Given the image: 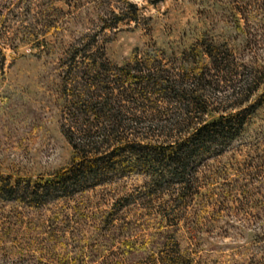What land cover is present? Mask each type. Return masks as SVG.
I'll return each mask as SVG.
<instances>
[{"label": "rangeland", "instance_id": "1", "mask_svg": "<svg viewBox=\"0 0 264 264\" xmlns=\"http://www.w3.org/2000/svg\"><path fill=\"white\" fill-rule=\"evenodd\" d=\"M127 1L136 19L112 24L132 15L123 0H0V186L45 182L83 160L62 131L86 111L79 93L91 81L73 77L90 57L104 61L97 85L121 118L110 139L139 155L187 137L201 109L204 121L243 109L244 125L225 147L197 153L185 188L130 168L38 208L1 196L0 264H160L174 254L183 264H264V0ZM205 45L218 46V64ZM156 66L203 104L180 106L125 74Z\"/></svg>", "mask_w": 264, "mask_h": 264}, {"label": "trees", "instance_id": "2", "mask_svg": "<svg viewBox=\"0 0 264 264\" xmlns=\"http://www.w3.org/2000/svg\"><path fill=\"white\" fill-rule=\"evenodd\" d=\"M123 3L132 12V15L126 13L114 14L112 24L119 23L124 18L136 19V7L127 0H123ZM72 47L67 52L73 59L76 57L78 50L72 52L74 50ZM218 49L216 45H205L203 47V53L209 57L212 64H218L217 61H220V59H217ZM3 60L4 55L0 49V62H3ZM105 67L102 59L97 60L90 57L89 60H84L83 64L79 63L77 65L73 77L77 85L78 79H81L83 75L88 82L91 81L89 87H92L84 93H79V97L84 100L86 111L82 112L75 121L73 125L75 130L68 126L66 130L63 129L62 131L73 151L78 153V157L83 160L76 161L73 158L68 167L58 171L54 177L45 182H41L39 179L33 183L28 180L24 184L18 182L11 184L5 180L0 186L1 198L28 207L38 208L51 200L70 197L75 193L100 186L106 182L105 180L109 174L122 175L130 168L139 170L138 172L149 176L154 181L167 179L175 181L176 184L185 188L189 181L186 178L187 168L191 161L197 157V153L207 152L209 148L216 146V143L220 141L224 143L225 147L238 136L244 125V117H242L244 110L239 109L241 107H238L239 110L234 113H228L226 116L210 121H204L202 117H199L204 115L205 112V109H201L196 111L199 112L195 123L197 127L187 137L185 136L186 138L179 139L173 145L160 147L161 151L154 155H139V152L135 150L138 146L135 147L131 143L110 139L121 129L122 123L119 111L112 107L111 91L109 89L103 91L104 95L101 97V90L107 88L104 87L105 85H97V82H99L98 76L101 72L107 70ZM114 69L115 73L125 71V67H114ZM153 69L154 71L148 69L146 72H138L137 74L130 75L129 72L125 74L128 75V78L143 80L147 88L155 91L157 97L171 99L180 106L189 104L190 107L198 109L203 104L201 97H188L174 82L172 83L164 78L159 66L153 67ZM200 77L203 78L201 75ZM201 80L199 79V82ZM258 99L264 101V90L261 91ZM257 106V104L250 105V111ZM80 120H83L84 124H81ZM93 120L96 121L97 130H95L92 137L96 135L97 138L89 141L86 140V133L91 131L92 125L89 124V121ZM256 238H261L264 241V232L257 234ZM183 261L182 257L174 254L169 262H160V264H183ZM157 263L159 262L154 261L152 264Z\"/></svg>", "mask_w": 264, "mask_h": 264}]
</instances>
